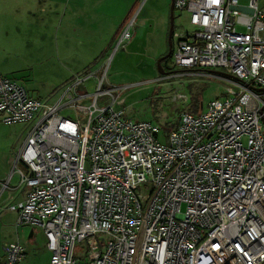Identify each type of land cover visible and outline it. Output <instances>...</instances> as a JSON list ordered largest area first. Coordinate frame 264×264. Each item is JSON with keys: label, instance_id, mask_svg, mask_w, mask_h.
<instances>
[{"label": "built area", "instance_id": "1", "mask_svg": "<svg viewBox=\"0 0 264 264\" xmlns=\"http://www.w3.org/2000/svg\"><path fill=\"white\" fill-rule=\"evenodd\" d=\"M173 1L191 27L173 33L176 66L223 70L238 90L164 134L115 108L125 88L107 86L106 71L91 88L98 73L76 76L49 101L0 70L2 122L27 127L0 200L18 173L26 198L8 210L43 231L51 264H264V91L254 90H264V8ZM25 252L7 244L0 264Z\"/></svg>", "mask_w": 264, "mask_h": 264}, {"label": "rangeland", "instance_id": "2", "mask_svg": "<svg viewBox=\"0 0 264 264\" xmlns=\"http://www.w3.org/2000/svg\"><path fill=\"white\" fill-rule=\"evenodd\" d=\"M32 1L35 25L19 27L17 35L7 36L0 31V46L13 48L9 71L24 83L33 98L55 101L61 87L73 77L98 73V79L87 84L91 88L106 71L107 86L125 88L115 108L136 121L158 125L164 134L168 131L163 128L174 127L180 116L192 113L195 106L196 112L200 108L206 110L211 101L225 99L238 90L223 70H182L172 55L162 61L165 74H160L158 62L169 52L171 0H105L93 11H82V20L90 21L95 26L93 31H107V45L101 52L92 36L56 29L42 34L43 0ZM259 4L264 8V0H259ZM132 20V38L117 49L120 35ZM174 23L177 33L191 29L187 12L175 10ZM78 118L84 122L82 116ZM17 126L4 124L0 116V155L11 151L17 139L22 140L23 125ZM5 166L0 157V178ZM10 243L25 248L26 256L20 264H51V253L40 228L18 226L17 217L13 221L0 219V255Z\"/></svg>", "mask_w": 264, "mask_h": 264}, {"label": "crops", "instance_id": "3", "mask_svg": "<svg viewBox=\"0 0 264 264\" xmlns=\"http://www.w3.org/2000/svg\"><path fill=\"white\" fill-rule=\"evenodd\" d=\"M104 1L105 0H43V22L41 23L42 34H49L50 32H52V29H56L63 30L65 32H77L85 36H92V38L95 39L93 40V42H95L96 45L99 46L97 47V50H100L99 52L103 51L105 46L107 45V40L105 39L107 31H93V28L95 26H93L90 21L87 23L85 20H82L83 17L81 14L82 11L85 10L93 11L97 7V4L99 2L102 4L104 3ZM18 12L20 13L17 14ZM32 13H35V8L33 7L32 0H0L1 33L7 36L17 35L16 30L19 27L35 25L33 21L35 17ZM172 45L173 47L175 46V41L173 39ZM13 52L14 50L11 45L0 46V70L5 76L23 85L24 83L14 77L13 73L9 71L8 68L13 64ZM72 79L67 81L66 84ZM65 85H63L62 87H64ZM26 129V126L22 127V140L18 141L17 139L11 151L3 152L0 155V157L3 158V162L5 163V165H7V167L5 166V171L0 178V182L7 180L12 171L13 163L20 145L24 139L23 137H25ZM10 167L11 170L9 172L8 169ZM25 198L26 189L20 187V176L18 173H14L10 179L9 188L0 200V219H9L13 221V219L17 217V215L9 211L8 206L10 204L22 202L25 200ZM32 235L33 232L31 233L30 237H32Z\"/></svg>", "mask_w": 264, "mask_h": 264}, {"label": "water", "instance_id": "4", "mask_svg": "<svg viewBox=\"0 0 264 264\" xmlns=\"http://www.w3.org/2000/svg\"><path fill=\"white\" fill-rule=\"evenodd\" d=\"M242 11L244 12H247V13H250L252 14L253 11L248 9V8H241ZM174 1L171 0V21H170V30H169V52L164 56L162 57L159 62H158V66H159V69H161V63L163 60L165 59H168L171 55H172V51H173V45H172V36H173V33H174ZM160 74L164 75V71L161 69L160 71ZM222 75V74H221ZM224 76L226 77H230V78H234V77H231V76H228L227 74H223ZM235 79V78H234ZM255 91H264L263 89H254ZM263 121V124H264V119H262Z\"/></svg>", "mask_w": 264, "mask_h": 264}, {"label": "trees", "instance_id": "5", "mask_svg": "<svg viewBox=\"0 0 264 264\" xmlns=\"http://www.w3.org/2000/svg\"><path fill=\"white\" fill-rule=\"evenodd\" d=\"M196 108H197V106H195L194 108H192V113H194V114H198V113H200V111H201V108H200V110L199 111H197L196 112ZM174 127L172 126V127H169V128H163L164 130H166V131H170L171 129H173Z\"/></svg>", "mask_w": 264, "mask_h": 264}]
</instances>
